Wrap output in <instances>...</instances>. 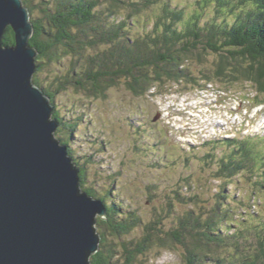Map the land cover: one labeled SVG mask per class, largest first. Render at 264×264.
<instances>
[{
	"label": "rangeland",
	"instance_id": "obj_1",
	"mask_svg": "<svg viewBox=\"0 0 264 264\" xmlns=\"http://www.w3.org/2000/svg\"><path fill=\"white\" fill-rule=\"evenodd\" d=\"M29 1L33 5L37 0ZM54 1L43 0L51 9ZM140 1L128 0L129 4L117 10L115 15L116 22L131 25L126 31L122 30V34L131 39L154 33L156 22V27L172 23L174 29L181 31L187 24V17L202 11L197 4L201 0H160L139 15L135 14V18L124 19L131 14V4ZM161 4L173 11L183 10L184 18L175 25L162 12ZM159 16L161 19L156 20ZM30 17L42 19L43 24L47 21L38 8L30 12ZM200 22H215L221 27L229 19L226 14H216L214 6H210L200 17ZM217 59L216 55L201 49L194 51L185 64L187 75L192 79L154 83L143 97H135L127 91L125 80L112 87L104 100L88 97L72 84L67 85L56 96L53 106L66 128L77 126L71 131L63 127V133L56 131L55 137L68 142L71 159L84 169L85 181L80 189L91 188L96 195L93 199L104 196L105 203H115L123 215L134 212L147 225L159 222L162 235L176 228L184 211H197L199 207L211 205L221 181L213 179L210 170L217 168L214 162L209 166L206 156L214 154L218 158L223 155L226 150L221 142L225 139L248 137L264 144V96H257L250 83H232L228 77H217ZM71 61L63 57L59 63L43 64L34 75L39 79V86L43 89L51 86L53 90L52 83L57 78L66 81L63 77L69 71ZM73 62L79 71L81 61L73 59ZM205 77L210 81L206 82ZM204 84V89H200ZM194 85L198 86L190 89ZM255 148L258 149V145ZM150 166H155V170ZM226 192V203L230 202L228 206L237 212L235 218L240 213L264 216V173L238 174L227 185ZM260 222L255 217L245 224L244 234L251 240ZM97 231L101 233L100 229ZM140 235V227L130 235L119 237L104 231V242H99L98 250L109 249L114 255L113 260L121 261L125 256L122 244L133 242ZM161 238L164 240L161 246H151L134 264H185L183 247L166 235ZM226 251L230 250L222 248L220 253L228 257Z\"/></svg>",
	"mask_w": 264,
	"mask_h": 264
},
{
	"label": "trees",
	"instance_id": "obj_2",
	"mask_svg": "<svg viewBox=\"0 0 264 264\" xmlns=\"http://www.w3.org/2000/svg\"><path fill=\"white\" fill-rule=\"evenodd\" d=\"M127 1L55 0L53 9L43 0H37L34 7L29 0L23 1L29 12L38 8L47 20L43 24L42 19H31L34 31L29 45L39 53L35 60L36 73L42 69L43 64L59 63L63 57L81 61L79 71L75 69V63L70 62L67 76L65 74L63 77L66 81L57 78L52 83L53 90L51 86L41 88L39 79L34 77L33 82L50 98L52 104L69 84L88 97L104 100L107 92L122 80H125V89L135 97H143L158 82L168 84L187 81L192 76L187 75L185 64L189 55L198 49L218 57L215 60L217 77H228V81L232 83H250L257 96H264V0H213L211 3L210 0H201L197 2L202 10L201 14L193 13L187 17V24L181 31L174 29L172 23L156 27V22L154 33L135 39L122 34V30L126 31L131 25L115 21L117 10L125 8L123 6L129 4ZM155 1L159 3L160 0L133 2L130 6L131 14L124 19L135 18ZM210 6H214L216 14H226L229 22L221 27L215 22L201 24L200 17ZM161 10L175 25L185 16L183 10L174 9V12L165 4H161ZM160 19L161 16L156 18ZM12 37L13 33L8 29L3 45L8 46L13 41ZM89 51L95 52L89 55ZM204 80L210 81L208 77ZM204 87L205 84L199 88ZM69 108L71 109L70 106ZM52 118L59 123L57 131H61L60 133H63L64 128H70L62 123L56 110ZM61 140L58 139L67 148L70 157L72 152L67 146L68 142ZM261 143L248 137L242 140L225 139L221 142L226 150L223 155L218 158L214 154L206 156L209 158V166L214 162L217 168L210 170L213 179L221 181L213 203L207 207H199L201 211H184L177 220L176 228L164 234L183 247L185 264H264V216H255L261 222L251 240L244 234L243 228L255 217L240 213L235 218L234 213L237 212L228 206L230 202L226 203V187L235 176L244 172L255 175L264 173V144ZM257 145L258 149L255 148ZM150 167L155 170V166ZM84 174L83 167L79 166L80 187L84 186ZM81 191L96 197L91 188ZM193 198L197 201L196 197ZM98 199L106 207L105 218L97 219L95 225L101 230V233L97 231L100 244L104 242V231L119 237L130 235L140 227L142 236L133 242L122 244L125 256L121 261L113 260V253L107 249L105 252L98 250L90 258V264H134L151 246L163 244L161 237L164 235L158 228L159 222L147 225L134 212L123 215L115 203L107 205L104 196ZM158 219L161 220L160 217ZM222 248L230 250L226 251L229 252L228 257L220 253Z\"/></svg>",
	"mask_w": 264,
	"mask_h": 264
},
{
	"label": "water",
	"instance_id": "obj_3",
	"mask_svg": "<svg viewBox=\"0 0 264 264\" xmlns=\"http://www.w3.org/2000/svg\"><path fill=\"white\" fill-rule=\"evenodd\" d=\"M23 1L0 0V264H90L106 207L81 191L55 137L54 106L33 82L39 53Z\"/></svg>",
	"mask_w": 264,
	"mask_h": 264
},
{
	"label": "bare ground",
	"instance_id": "obj_4",
	"mask_svg": "<svg viewBox=\"0 0 264 264\" xmlns=\"http://www.w3.org/2000/svg\"><path fill=\"white\" fill-rule=\"evenodd\" d=\"M224 103V102H223ZM60 143V142H59ZM233 151V150H232ZM229 155V154H228ZM232 156V155H231ZM237 156V155H236ZM71 163L73 164V166L75 167V168H77L78 170H79V167L76 165V164H74V162H73V160L71 159ZM257 163V162H256ZM92 198H94V197H92ZM99 200V199H98ZM97 218H98V216H97ZM99 219V218H98Z\"/></svg>",
	"mask_w": 264,
	"mask_h": 264
}]
</instances>
